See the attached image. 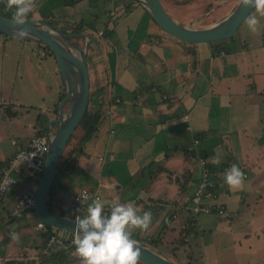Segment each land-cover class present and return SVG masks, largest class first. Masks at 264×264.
<instances>
[{
    "label": "crops",
    "instance_id": "crops-1",
    "mask_svg": "<svg viewBox=\"0 0 264 264\" xmlns=\"http://www.w3.org/2000/svg\"><path fill=\"white\" fill-rule=\"evenodd\" d=\"M37 2L43 4V14L33 13V20L46 21L66 33H75L73 27L81 25L83 30L75 37L88 36L86 57L92 93L89 98L93 99L90 108L105 111V120L86 144L87 157L78 158L73 171L56 177L57 197L72 208L70 200L80 189L94 190L105 202L109 215L114 198L118 197L121 203L134 202L139 214L152 213V224L146 232L135 230L133 235L146 242L159 235L165 245L179 237L189 218L187 210L200 177L196 159L203 157L215 183V202L224 208L225 214L196 217L198 231L213 233L223 222L228 224L232 214L241 212L247 190L255 193L264 184V170L259 165L264 160V77L257 81L250 72L253 65L238 58L245 52L250 56L252 48L234 45L235 35L223 44L227 53L212 55L215 47L209 44L188 45L161 31L140 4L126 10L131 0ZM26 42L31 43L23 44L16 52H32V56L27 54L23 58L27 75L43 70L41 64H47V60L55 65V75L49 76L55 99L43 93V89L48 92V82L40 86L44 106L38 113H48L63 87L58 65L37 43ZM33 48L40 49L42 54H34ZM32 57L37 59L36 63ZM29 66H34V70ZM257 75L264 76V71L257 69ZM53 116L50 115L51 119ZM34 121L30 122L31 133L24 140L13 141L16 150L32 136ZM11 154H3L5 158L0 161L10 160L4 174L18 181L12 189L18 198L23 192L32 191L35 183L28 180L30 174L25 176L26 169L21 166L11 169ZM211 157H218L219 164H214ZM152 163L164 170L148 176ZM233 164L246 176L239 190L230 189L224 182L223 174ZM23 182L27 186L23 187ZM70 188L72 192L67 190ZM65 194L69 195L67 201ZM15 201L6 197L0 200V264L6 259H31L38 252L35 247L42 244L47 234L36 230L29 252H13L2 259L5 250L16 243L10 234L18 222L6 225ZM149 202L162 206L151 208ZM31 215L36 226L38 220ZM179 218L181 221L176 223ZM23 229L19 226L14 232L25 234ZM176 230L177 237L166 240Z\"/></svg>",
    "mask_w": 264,
    "mask_h": 264
},
{
    "label": "rangeland",
    "instance_id": "rangeland-1",
    "mask_svg": "<svg viewBox=\"0 0 264 264\" xmlns=\"http://www.w3.org/2000/svg\"><path fill=\"white\" fill-rule=\"evenodd\" d=\"M166 1L169 0H163L166 5L165 9L176 20L182 21V23L183 21L186 22L184 24H193L196 27H203L224 17L234 8L237 0H199L197 4L194 2V4L189 5V7L186 5L179 8L170 5ZM211 2V9H208L204 13V8ZM36 5L34 11L29 14L30 16L37 11L43 14V4H40L36 0ZM12 11H14V9ZM12 11L6 10V0H0V15L6 17L8 14L7 12L11 13ZM214 11L218 13L214 14ZM207 16L212 17V19H208ZM237 32L234 45L244 47L243 49H249L251 47V51H253L250 56L249 53L245 52L244 55H239L238 58L244 64L250 63L253 65L250 72L255 74L256 80L259 81L264 77L263 75H257V69L264 71V18H260L258 33L254 34L250 32L245 22H243ZM74 40L80 45L84 43L81 37H74ZM28 43L31 42L19 41L18 39H7L4 41L3 38H0V159L5 158L3 154L10 156L12 153L11 155H14L16 147L13 145V141L18 143V141L24 140L26 136L31 133L30 122L32 121L33 123L36 115L44 106L41 103V96L45 94L47 98L55 99L56 95L54 85L49 77L51 74H54L53 69H55V65L51 61L47 60V64L42 63L43 70L39 69L34 75L26 74L27 70L25 69L23 58H25L27 54L32 56V52L25 51L24 53L18 54L16 51L20 49L23 44L28 45ZM223 47L226 48L227 46L224 45ZM39 50L40 49L33 48L34 54H42ZM1 53H3V55ZM36 60L35 57H32L33 63H36ZM32 68L34 70V66H29V69ZM45 70H47L49 75ZM56 74L58 76V72H56ZM47 82L48 92L43 89V94L40 86ZM252 84L253 82L250 81V86ZM92 86L94 85H91V91L94 89ZM258 88L260 89L261 87L258 85ZM10 104H14L12 110L18 113V117L12 120L8 118L5 119L2 116L10 110L8 109ZM74 140L75 138L73 141ZM69 147L70 146H67L64 155L69 150ZM259 165L261 171L264 170V160H261ZM29 174L30 172L25 170V176ZM250 174L254 175L255 173L251 171ZM78 185L80 186L81 184L78 183ZM22 186H27V183L25 182ZM67 190L72 192L73 188ZM247 193L248 196L245 197L240 213L232 214L229 223L226 224V222H223L224 224L213 233L207 231L200 233L197 229L198 232L188 240L190 243L188 253L181 251L180 258L174 257V254L169 251L167 245L162 244L155 247L149 240L144 244H147L154 251L158 252V254L167 258L174 264H181V262L185 264H264V184L262 188L258 189L255 193L250 190H247ZM7 207H10V205H7ZM6 212L3 214L5 215ZM31 214V212L23 213L15 219H8L6 225L12 226L13 222H18L11 232H14L19 226H24L25 231L23 229V232H25V234H18L20 237L19 242L11 245L7 251L5 250L4 256L17 251H20V253L29 252L32 246L31 242L36 236V226L31 220V218H33ZM5 220H7V217ZM180 221L181 218H179L176 223ZM2 229L1 231H3ZM177 231L178 230H176L174 235L169 234L166 240L172 236L177 237ZM246 235L247 238H245ZM71 245H74L73 240H71ZM31 252L33 255L34 252ZM189 253L192 255L191 263H188L187 260ZM31 259L37 261L36 255H34V257L32 256ZM79 262L81 263L80 258Z\"/></svg>",
    "mask_w": 264,
    "mask_h": 264
},
{
    "label": "water",
    "instance_id": "water-1",
    "mask_svg": "<svg viewBox=\"0 0 264 264\" xmlns=\"http://www.w3.org/2000/svg\"><path fill=\"white\" fill-rule=\"evenodd\" d=\"M149 13L156 26L169 36L193 45L222 42L232 38L246 17L253 11L251 7L244 8L242 0H237L235 6L221 19L203 27L184 24L173 18L164 8L161 0H133ZM30 36L21 40L32 41L48 47L58 65L64 96L58 104L56 117L47 122L46 140L47 152L43 170L33 188V214L53 234H60L66 240H74L75 219L62 217L48 208V197L55 182L57 171L67 144L81 122L87 109L90 96V79L87 63V35H82L84 43L78 45L73 38L75 33H65L55 29L43 20H29L24 26ZM0 33L13 39L11 18L0 15ZM55 127V129H53ZM64 199L69 200L65 194ZM70 203L74 204L71 198ZM139 242L141 248V264H174L158 254L147 244ZM35 259H6L2 264H34Z\"/></svg>",
    "mask_w": 264,
    "mask_h": 264
},
{
    "label": "clouds",
    "instance_id": "clouds-1",
    "mask_svg": "<svg viewBox=\"0 0 264 264\" xmlns=\"http://www.w3.org/2000/svg\"><path fill=\"white\" fill-rule=\"evenodd\" d=\"M241 5L254 9L244 22L250 32L258 33L260 18H264V0H242ZM36 6V0H6V10L14 9L11 23L16 38L24 39L31 35L27 28L18 29V26L27 23ZM210 159L214 164L220 162L218 157ZM223 176L232 190H239L246 180L244 172L236 164ZM104 208L105 202L94 199L88 205L86 215L77 216L74 220L73 243L81 264H139L141 248L132 235L135 230L146 232L150 228L152 213L146 211L141 215L134 202L121 203L118 197L113 199L110 215L104 214ZM10 236L14 242H19L17 233L13 232Z\"/></svg>",
    "mask_w": 264,
    "mask_h": 264
},
{
    "label": "trees",
    "instance_id": "trees-1",
    "mask_svg": "<svg viewBox=\"0 0 264 264\" xmlns=\"http://www.w3.org/2000/svg\"><path fill=\"white\" fill-rule=\"evenodd\" d=\"M70 1L72 2V0H70ZM161 2L165 8V6H166L165 2H163V0H161ZM166 2L172 6L179 8V7H184L186 5L189 7V5L194 4V2H195V4H197L199 2V0H174V1L169 0ZM132 6L136 7L139 5L136 1L131 0V3L127 4L126 10H130V8H132ZM211 6H212V2L209 3L207 5V7L204 8V13L208 9H211ZM185 8H187V7H185ZM217 13H218L217 11H214V14H217ZM12 15H13V12H12V14L8 13L6 17L12 18ZM207 18L212 19V17H210V16H207ZM28 19L31 20L32 16L29 15ZM183 23H184V21H183ZM82 30H83V28L81 27V25H76L73 27L72 32L81 33ZM62 32H65V31H62ZM106 35L108 36V32L106 33ZM0 36L3 37L4 41H6L7 39H13L9 36L2 35L1 33H0ZM234 36L232 38H234ZM232 38H230L229 40H231ZM18 40L19 41H26V40H21V39H18ZM226 41L210 43L209 45L215 47V49L212 50L213 51L212 55H215V54L219 55L221 53H227L228 49H225L223 47V44H225ZM37 44H38V46H41L44 49V51H46V54L48 56L54 58V55L50 52V50L48 49L47 46L39 44V43H37ZM185 44L193 45V44H189V43H185ZM90 95H92V93ZM63 96H64V88L62 87V90H61V92H59L58 99L56 100V103L54 104L52 111H50L48 113H41L40 112L36 115L34 125H33V134L31 137H33V136L45 137L47 122L51 119L50 115L51 114L54 115L53 118H55L56 111L58 108V104L61 101V99L63 98ZM91 99H92V96H91ZM91 99L89 98V104L87 105V109L85 111V114H84L81 122L79 123L78 127L75 130L76 134L74 133L72 135V137L70 139V141L71 140L72 141L71 142L69 141L67 144V146H70V147H69V150L67 151V153L65 155L63 154V157H62L61 162H60L59 167H58L56 177H58L64 171H73L76 168V162H77L78 158H80L82 156L87 157V153H85L86 144L95 135L98 128L100 127L102 122L105 120V111H102L100 108L95 109V110L90 108V103H92V101H93V99L92 100ZM8 109H10V110L2 115L3 118L11 119L12 117H15L16 112H13L12 105H9ZM53 129H55V127ZM204 134L205 133H202V135H204ZM74 138H75V140L73 141ZM197 138H199V137H197ZM200 158H203V157H198L196 159L197 163H198V159H200ZM9 162H10V160L0 161V181L4 175L5 169L9 166ZM206 167L209 168L208 165H206ZM22 168L25 169L24 167H22ZM163 170L164 169L162 167L155 166V164L152 163L151 168H150L149 173H148V176H150V175L152 176L154 174H155L154 176H156L158 173H160ZM209 173H210V171H209ZM153 177H151V178H153ZM30 179H33L34 183L36 185V183L38 181V176L30 175L28 180H30ZM56 184H57V180L55 179V182L51 188V191H50V194L48 197V202H47L48 208L51 212H54V213H56L62 217H66L69 215L72 217L73 208H71V206L68 203H65L63 201V199L57 197V195H56V190H57ZM3 197H6L10 201H15L17 198V194L15 191L9 190L5 193H0V200ZM64 203H65V205H64ZM158 207H160V206H158ZM29 212H31L33 214V209H30L24 213H29ZM187 214L189 215V218H187V220H186L187 222L184 224V227L181 229V231L179 233V237L177 239H175L173 242H167V244H165V245H167V248H169V251L172 254H174L173 256L176 258H180V252L181 251H183L184 253L185 252L188 253V251H189L188 247L190 246L188 239L197 233L198 227H197L196 216H194L191 213V211H189V210H187ZM18 216H20V215H18ZM18 216L13 215L11 213V216H9L8 219L9 220H11L13 218L15 219ZM46 233L47 234L44 235L45 238H44L42 244L39 247H35V249H37L38 252L36 254L37 261H35L34 264H75V263H80L78 256L76 254H74L75 253V245H71L70 239L64 240L61 237H55V239L52 242H50L53 234L50 231H48V229L46 230ZM132 237L136 238L137 240H139L142 243H147L146 241L140 240L135 235H132ZM149 241H151L155 247H157L158 245H162V240H161V237L159 235H157L152 240L150 239ZM4 257L5 256L3 254L2 259H4ZM24 258H26V256H24ZM191 258H192V255L189 253L188 257H187L188 263H191ZM181 264H185V263L181 262Z\"/></svg>",
    "mask_w": 264,
    "mask_h": 264
},
{
    "label": "built area",
    "instance_id": "built-area-1",
    "mask_svg": "<svg viewBox=\"0 0 264 264\" xmlns=\"http://www.w3.org/2000/svg\"><path fill=\"white\" fill-rule=\"evenodd\" d=\"M47 147L48 144L46 135L45 137H31L27 141L26 145L17 147V150L11 160V169L22 166L28 170L31 175H36L39 177L44 167ZM206 165L207 163L205 159H198L200 177L197 182L194 195L192 197V205L190 206L189 210L196 217L210 214L223 216L225 214V210L220 204L215 202L217 197L215 183L210 179L209 169L206 167ZM17 184L18 181L14 177L8 173L4 174L0 181V193H5L9 190H12L17 186ZM73 199L74 204L72 206V217L70 215L66 216L70 219H75L77 216L83 217L87 213L88 205L91 204L94 199L101 200L97 192L87 188L80 189ZM33 205V190L23 192L15 201L12 214L17 216L21 215L24 212L33 209ZM148 206L151 208H156L162 205L160 203L149 202ZM104 214L108 215V211L105 208ZM47 229L48 228L39 221L36 224V230L39 232L46 233ZM55 237H61V235L59 233L53 235L50 242H52Z\"/></svg>",
    "mask_w": 264,
    "mask_h": 264
},
{
    "label": "flooded vegetation",
    "instance_id": "flooded-vegetation-1",
    "mask_svg": "<svg viewBox=\"0 0 264 264\" xmlns=\"http://www.w3.org/2000/svg\"><path fill=\"white\" fill-rule=\"evenodd\" d=\"M89 102V101H88Z\"/></svg>",
    "mask_w": 264,
    "mask_h": 264
}]
</instances>
